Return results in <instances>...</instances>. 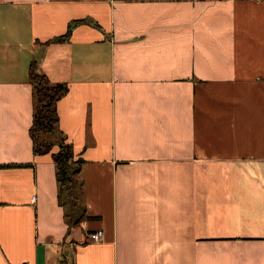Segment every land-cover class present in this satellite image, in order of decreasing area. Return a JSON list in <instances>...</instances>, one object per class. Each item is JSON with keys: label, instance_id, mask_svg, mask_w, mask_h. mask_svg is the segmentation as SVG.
<instances>
[{"label": "crops", "instance_id": "1", "mask_svg": "<svg viewBox=\"0 0 264 264\" xmlns=\"http://www.w3.org/2000/svg\"><path fill=\"white\" fill-rule=\"evenodd\" d=\"M34 62L69 88L74 224L34 153ZM65 258L264 264V0H0V264Z\"/></svg>", "mask_w": 264, "mask_h": 264}, {"label": "trees", "instance_id": "2", "mask_svg": "<svg viewBox=\"0 0 264 264\" xmlns=\"http://www.w3.org/2000/svg\"><path fill=\"white\" fill-rule=\"evenodd\" d=\"M80 22L88 21L86 19L72 21L64 35L56 36L46 43L69 39L73 28ZM29 78L34 86L36 100L34 122L30 128L34 153L36 155L52 153L59 183L58 199L61 204H66L63 200L65 196V200L70 201L71 207H75L78 199V174L85 161L81 157L76 158L73 144L68 141L66 134L59 128L58 102L68 92L69 88L64 83L53 84L46 74L39 72L35 62L31 64ZM48 135L52 136L45 138ZM55 146H58L57 151H53ZM74 212L77 211L72 210L68 214L71 220L74 219ZM84 215L86 216L82 212L81 218ZM76 221L78 218H75L72 223L74 224Z\"/></svg>", "mask_w": 264, "mask_h": 264}, {"label": "rangeland", "instance_id": "3", "mask_svg": "<svg viewBox=\"0 0 264 264\" xmlns=\"http://www.w3.org/2000/svg\"><path fill=\"white\" fill-rule=\"evenodd\" d=\"M52 135H48V136H46L45 138H50ZM77 176V175H76ZM79 181V180H78ZM80 182V181H79ZM79 184V183H78ZM63 200L66 202V204H68V206H69V208H68V214H70V212L72 211V210H75V211H77L76 212V214H75V216H74V219L75 218H77V217H80L81 216V214H82V212H83V210H82V208L80 207V201L77 199V206H75V207H71V205H70V201L68 200V201H66L65 200V196H64V198H63ZM71 220V219H70ZM71 254H72V251L70 252ZM59 264H72V261H71V259H67V258H65V259H62L61 261H60V263Z\"/></svg>", "mask_w": 264, "mask_h": 264}, {"label": "built area", "instance_id": "4", "mask_svg": "<svg viewBox=\"0 0 264 264\" xmlns=\"http://www.w3.org/2000/svg\"><path fill=\"white\" fill-rule=\"evenodd\" d=\"M103 236H104V234H103V231L102 230H98L97 232H95V233L92 234V238L95 241L101 240L103 238Z\"/></svg>", "mask_w": 264, "mask_h": 264}]
</instances>
